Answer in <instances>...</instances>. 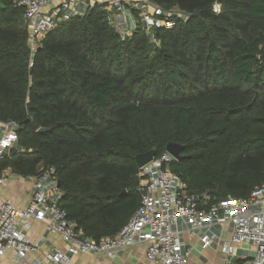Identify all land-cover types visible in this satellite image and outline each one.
Instances as JSON below:
<instances>
[{
	"label": "trees",
	"instance_id": "16d2710c",
	"mask_svg": "<svg viewBox=\"0 0 264 264\" xmlns=\"http://www.w3.org/2000/svg\"><path fill=\"white\" fill-rule=\"evenodd\" d=\"M150 1L186 16L122 35L96 2L33 51L23 8L0 0V120L18 134L0 175L55 167L60 207L96 241L141 204L137 155L169 143L182 147L173 171L208 205L264 186V0Z\"/></svg>",
	"mask_w": 264,
	"mask_h": 264
},
{
	"label": "built area",
	"instance_id": "2783aa9c",
	"mask_svg": "<svg viewBox=\"0 0 264 264\" xmlns=\"http://www.w3.org/2000/svg\"><path fill=\"white\" fill-rule=\"evenodd\" d=\"M78 0H15L24 10V22L30 34L33 51L44 36L59 21L76 15ZM109 21L122 33L124 22L122 0H106ZM222 5L216 2L214 12ZM185 17L174 7L166 10L150 0L144 6L142 21L147 32L154 28H172L174 17ZM17 123L0 120V159L16 146ZM173 155L165 151L152 161L139 167V192L141 204L126 225L114 236L100 241L87 238L68 220L59 205L60 190L57 186L56 168L48 167L33 182L32 199L21 207L0 196V257L15 253L21 264H43L42 260L27 261L40 247L24 233L34 222L47 223L51 233L66 243L65 250L56 247L46 254L49 264H69L71 256L95 254L114 258L127 248L140 242L146 244V258L151 264H192L190 250L180 236L178 223L186 221L194 229L203 231L200 240L204 246L218 242L220 236L211 231L215 225H231V234L222 246L225 255H234L238 245L252 243L254 254L241 264H264V186L256 187L246 198L228 195L218 203L208 205L206 196L188 191V184L180 173L174 172ZM7 183V176L0 175V187ZM47 185L51 187L47 189Z\"/></svg>",
	"mask_w": 264,
	"mask_h": 264
},
{
	"label": "crops",
	"instance_id": "0c3cea01",
	"mask_svg": "<svg viewBox=\"0 0 264 264\" xmlns=\"http://www.w3.org/2000/svg\"><path fill=\"white\" fill-rule=\"evenodd\" d=\"M106 0H78L76 4V15H84L90 4L103 2ZM148 0H122L124 7L122 24L123 32L126 35L132 33L136 28L138 19L142 20L144 6ZM2 174L7 176V183L0 187V196L6 200H11L17 205L24 207L29 204L32 199L33 182L37 176L22 177L7 169ZM51 186L47 185L49 190ZM181 238L186 242L187 248L190 250V261L192 264H241L254 254L255 246L252 243H244L238 245L234 255H225L222 246L231 234V225L219 226L215 225L211 231L220 236L218 242L212 245L204 246L200 240L203 233L200 229H194L186 221L181 220L178 223ZM29 239L39 245L40 250L35 255H28L25 259L32 261L33 259L42 260L43 264H49L46 260V254L53 251L56 247L65 250L66 243L61 237L55 233H51L47 223L43 221L34 222L32 228L24 230ZM0 264H21L15 260V253L8 252L0 257ZM69 264H151L146 258V244L143 242L135 246L120 251L116 257L109 258L107 256L86 254L71 256Z\"/></svg>",
	"mask_w": 264,
	"mask_h": 264
},
{
	"label": "water",
	"instance_id": "95a60500",
	"mask_svg": "<svg viewBox=\"0 0 264 264\" xmlns=\"http://www.w3.org/2000/svg\"><path fill=\"white\" fill-rule=\"evenodd\" d=\"M41 46H38L36 50H40ZM264 56V54H263ZM39 131H45V129H39ZM181 145L178 143H169L167 145L166 150L174 156V158L179 161L182 159V155H181ZM17 151V147L14 146L12 148L9 149V155H13L15 152ZM156 157V150L152 149L147 151L146 153H142L137 155V164L139 167L144 166L145 164L149 163L150 161H152L154 158ZM57 186L58 188L60 187V181H57ZM237 261V259H234L233 264H235V262Z\"/></svg>",
	"mask_w": 264,
	"mask_h": 264
}]
</instances>
